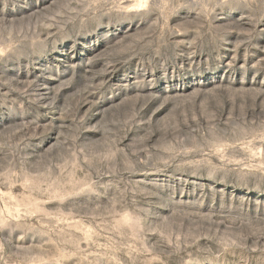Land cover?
I'll list each match as a JSON object with an SVG mask.
<instances>
[{
    "label": "rangeland",
    "instance_id": "obj_1",
    "mask_svg": "<svg viewBox=\"0 0 264 264\" xmlns=\"http://www.w3.org/2000/svg\"><path fill=\"white\" fill-rule=\"evenodd\" d=\"M0 264H264V0H0Z\"/></svg>",
    "mask_w": 264,
    "mask_h": 264
}]
</instances>
